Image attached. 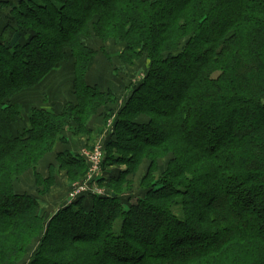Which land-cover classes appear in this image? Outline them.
Listing matches in <instances>:
<instances>
[{
	"label": "trees",
	"instance_id": "trees-1",
	"mask_svg": "<svg viewBox=\"0 0 264 264\" xmlns=\"http://www.w3.org/2000/svg\"><path fill=\"white\" fill-rule=\"evenodd\" d=\"M10 16L0 32V264H17L36 240L28 264H264V0H18ZM91 40L122 45L124 65L148 62L104 145L102 171L125 170L97 180L106 196L44 214L61 171L68 187L87 172L57 150L63 131L91 136V118L107 119L116 102L90 83ZM62 69L66 86L46 84ZM63 87L59 110L37 105ZM29 171L36 193L16 192Z\"/></svg>",
	"mask_w": 264,
	"mask_h": 264
},
{
	"label": "rangeland",
	"instance_id": "rangeland-1",
	"mask_svg": "<svg viewBox=\"0 0 264 264\" xmlns=\"http://www.w3.org/2000/svg\"><path fill=\"white\" fill-rule=\"evenodd\" d=\"M52 16L54 19L57 18V15H52ZM87 44L89 45V47L94 49L96 52V55L92 60V66H91V70H90L91 73L101 74L99 76V83L105 84L108 87H113V89H115V91H116V89H118V91L120 92V95H121V99L123 97H125L130 92V87L132 84L138 83L146 75L147 68H148L147 67L148 62L145 60V58H141L139 61H135L131 66L124 65L118 60V57L123 50L122 45L116 44L113 41H109L106 44L102 45L98 40L88 41ZM106 74L109 77H105ZM112 75L114 77H112ZM108 79H110L111 81H108ZM90 83H91V81H90ZM110 84H112V85H110ZM105 89H109V88H105ZM112 96H115V95H112ZM120 106H121V104L118 105V107H120ZM95 116H96V118H102L103 117V115H100L99 113L94 115V117ZM112 117H113V115L111 113V115L107 119H105L103 121L101 120L102 123L100 121L99 122L97 121L96 127H95V129H96L95 133L96 134L93 135V133H91L92 137L90 135H82V137L85 140L80 139L82 137L74 138V139L82 140V142L87 143V144H85L87 150L85 149L84 151L91 152L93 149L95 150L96 148H98V149L100 148L101 151L104 152V148L102 147L101 140L105 136L104 132H105L106 128L108 127L109 123L111 122ZM62 138H63V142L62 143L58 142L56 144L57 150H61L62 146L67 142V140L70 141L71 146H74L72 144L73 142H71L72 137L70 136V133L68 132V130L63 131ZM74 143H75L77 148L81 147V144L79 142H74ZM80 152H83V151L81 150ZM79 154L80 153H78V155ZM85 154L86 153L83 152V157L85 156ZM84 161H85L86 167H87L86 159H84ZM164 162H165V160H164ZM164 162L162 164H164ZM47 163H54V155H50V156L46 157L44 159V161H42L40 163L38 171L41 172L43 177H46V175H47V169H46ZM162 164H160V171L164 168V166H162ZM146 167H147L146 164L144 166H142V165L139 166V169H138L136 175L134 177L129 176L130 178H132L134 180V186H133L132 190L130 191L131 193H135L136 191L139 190V183L138 182H140L139 180H141L142 177L144 176V174H146ZM58 178H59L58 180H59L60 186H59V191H58L59 193L57 195L59 197H62V198L66 195L64 193H66L67 190L69 193L70 188L73 185L81 182V180L80 181L78 180L76 182L71 183L70 186L68 187L69 182H68V178L65 174V171H61ZM34 183H35V179L33 177V173H32V171H29L23 177H21L20 179H18L15 182V190L18 193L22 192V193H29V194L34 195V193H36ZM67 188H69V189H67ZM100 188L104 189L103 187H100ZM57 190L58 189L55 186L52 187L49 191V194L45 195L42 198L43 199L46 198V201L48 204L52 203L51 201L56 196V194H53V193H55ZM48 204H46V206H45V204L42 203V201L40 202V206H44L45 208H48V210H47L43 207V209L46 210L45 211L46 213H44V214H49V212L52 211V208H50ZM62 207L63 208L66 207V205H64V201H62L59 204L58 208L62 209ZM39 215L44 218V215L42 213L39 212ZM37 244H38V240L32 241L30 243V245L28 247H26L23 254L21 256H19V258H18L19 261L17 264H28L32 255H33V251L36 250V248L38 246ZM55 245H56L55 248H57L60 245V243L57 242V243H55Z\"/></svg>",
	"mask_w": 264,
	"mask_h": 264
},
{
	"label": "crops",
	"instance_id": "crops-1",
	"mask_svg": "<svg viewBox=\"0 0 264 264\" xmlns=\"http://www.w3.org/2000/svg\"><path fill=\"white\" fill-rule=\"evenodd\" d=\"M18 0H2L0 1V32L3 30V28H6L9 24L11 25L12 24V20H10V11H11V6L12 4H16ZM13 2V3H12ZM66 75L70 76V71L69 69H62V70H59L54 76L53 78L47 82L46 84H50V86L52 85H55V84H60L62 86H66L64 85V80H63V77H65ZM101 74H91V84L92 86H95V87H98L99 90L102 92V93H107V92H110L112 95H115L114 98L116 100L115 104H107V109L109 111H111L110 113H112L113 117L111 118V122L109 123L108 127L106 128L105 132H104V137L102 138L101 140V144H102V147L104 148V145H105V142L107 141L108 137L112 135V133L114 132V126H115V120H116V116H117V113H118V110L120 107H118L119 104H122L124 102V99L126 97H123L121 99V95H120V92L118 91V89H113V87H108L106 86L105 84H100L99 83V76ZM95 77V78H94ZM102 77V76H101ZM105 77H109L107 74ZM112 77H114L112 75ZM108 81H111L110 79H108ZM112 85V84H110ZM115 85V84H114ZM109 88V89H105V88ZM67 88L68 87H63L61 88V92L59 93H55V90L53 91L52 93V96L49 98V101L46 102L45 104L43 103H40L37 105L40 106L41 108L43 109H52L51 106H54V105H57L56 107V110H59V107L64 103L65 99H67ZM118 92V93H117ZM116 93V94H115ZM42 104V105H41ZM103 111H101L99 114L100 115H103ZM101 120H105L104 117L102 118H96V116L92 117L90 122H89V125L87 127V129L93 133V135H95V127H96V122L100 121ZM102 123V122H101ZM100 125V124H99ZM103 125V124H102ZM69 132V130H68ZM70 133V132H69ZM70 136L72 137L71 139V142H73L72 144L74 146H71V143L70 141L67 140V142L62 146V149L61 150H66L68 152H70L73 156H79V157H83V152L87 153V151H84L85 149L87 150L86 148V145L87 143L85 142H82V140H78V139H74L73 136L71 135L70 133ZM80 139H83L85 140L83 137L80 138ZM74 142H79L81 144V147L77 148L75 143ZM82 150L83 152H80ZM78 153H80L78 155ZM125 170L124 167H108V168H105L103 171H102V175H101V179L105 180V181H108L109 178L113 177L114 175H118L119 172H123ZM60 186V185H59ZM59 186L56 187L58 190L53 193V194H56V196L53 198V200L51 201L52 203L48 204L47 201H46V198H44L42 200V203L45 204H48L50 208H52V211L49 212V214L51 212H55V210L58 209L59 207V204L62 202V201H65L66 202V198H67V193H68V190L66 194L63 198L62 197H59L57 194L59 193ZM63 189V188H62ZM52 193V192H51ZM86 202V206H89L90 205V201L89 199ZM84 202V203H85ZM83 203V204H84ZM54 206V207H53ZM41 207H44V206H41ZM45 208V207H44ZM48 210V208H45Z\"/></svg>",
	"mask_w": 264,
	"mask_h": 264
},
{
	"label": "built area",
	"instance_id": "built-area-1",
	"mask_svg": "<svg viewBox=\"0 0 264 264\" xmlns=\"http://www.w3.org/2000/svg\"><path fill=\"white\" fill-rule=\"evenodd\" d=\"M87 161V172L81 182L73 185L66 198V204H70L76 198L87 195V196H106L107 192L105 189H101L97 186V180L102 175V163L104 159V153L101 149L96 148L91 152H87L84 156Z\"/></svg>",
	"mask_w": 264,
	"mask_h": 264
}]
</instances>
